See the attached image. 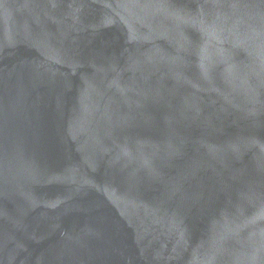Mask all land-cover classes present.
I'll list each match as a JSON object with an SVG mask.
<instances>
[{
  "label": "water",
  "instance_id": "1",
  "mask_svg": "<svg viewBox=\"0 0 264 264\" xmlns=\"http://www.w3.org/2000/svg\"><path fill=\"white\" fill-rule=\"evenodd\" d=\"M0 264H264V0H0Z\"/></svg>",
  "mask_w": 264,
  "mask_h": 264
}]
</instances>
